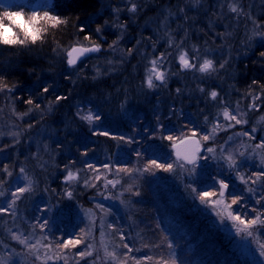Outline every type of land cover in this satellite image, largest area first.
<instances>
[{"label":"rangeland","instance_id":"1","mask_svg":"<svg viewBox=\"0 0 264 264\" xmlns=\"http://www.w3.org/2000/svg\"><path fill=\"white\" fill-rule=\"evenodd\" d=\"M51 1L0 0V5L12 6L24 4L28 5L31 11L37 13L38 11H45L51 5ZM101 1L104 6L101 14H107L108 12L104 9H109L111 18L113 19L114 17L120 23L122 16L128 20L129 14L133 13L129 10L133 3L136 4L144 0ZM163 1L162 4L157 5L151 13L152 15H148L147 21L143 24L146 29L150 27L152 35L149 42L143 41L142 49H140V53L143 51L141 55L145 53V49H149L147 53L148 58H144V63H142L144 66L139 75L140 83L137 84L136 88L130 86L131 90H128V98L117 99L116 95H112L111 92H105L107 91L105 89L96 94L92 90L82 87L80 92H68L67 101L70 102L68 103L70 107L68 109L69 113L65 110L63 112L46 110L47 117L45 118L43 116L45 115V108L42 111L43 115H31L30 112L27 116L17 114L11 107H9L11 110L9 108L6 110L0 109V145H11L14 140L12 135L14 133L18 134V138L21 140V143L14 148L8 147L3 153H0V161L9 164L10 168H12L13 164H16L15 170L17 173L19 166H24L28 170V174L33 177L39 186L35 187L34 191L29 194L30 199H26L22 204L18 202L20 206L17 212V224L20 225V231H25L27 225L23 221L27 220L26 211H35L33 208L38 205L40 208H50L51 211L41 214L47 218H51V221L55 222L57 218L55 213L59 211L58 208L61 209L63 203L72 202L74 215L73 222L70 224L71 226H67L68 231L79 232L80 228L90 223L85 216L86 209H91L94 214L95 219L91 222L95 223L97 227L93 228V231L86 237L87 242L92 243L94 246V256L99 254L103 258L105 256L104 249L107 248V251L112 252L115 250L123 258L122 253L126 251L121 248L122 252H119V248H117L118 244H114L115 241L112 242L110 233L106 230L113 231V229L105 227L103 237H101L99 217L103 215L107 224H112L114 228L123 229L127 236L131 237L127 241L130 246L142 250L144 244L150 241L163 245L165 250L159 248L161 251L155 252L161 254L159 256L161 258L160 264H164L165 261L167 264H173V261H175V264H264V255H261V252L264 251L261 248V245L264 244V236L254 233L253 236L249 237L244 232L237 233L232 226V221L227 219L222 220L217 215V212L223 210V205L213 207L215 201L220 199L218 192L215 196L206 197V201H211L212 203H201L198 196L194 198L193 188H196L198 192L201 190L212 192L218 189L219 185L212 178H221L218 176V172L221 170L216 167L215 162L210 161L208 164H205L203 161H200L195 170H192L190 166L188 170L174 166L172 172L162 171V168H152L154 172L151 173L154 174L146 177V174L143 172V166L133 168L131 167L132 162H128V165L126 164L127 143L125 141L112 139L111 134L108 136L98 135L97 133L100 129H97L96 132L90 130L92 125L99 124L101 129H109V133L117 132L120 135H135L136 143L132 144V146L140 144L148 146L150 141L157 140L159 148L152 154V158L158 161V163H172L175 160L172 158L170 147L179 139H182V136L179 139L176 138L177 140L173 142L166 139L168 135L161 140V137H164L166 133L164 131L168 127L166 130L163 127H157V120L155 119L147 121L145 112L141 110L142 107L148 105V102L156 107L158 103L154 100L155 96H160L164 99L169 95L177 97V99L169 104L176 103V105L170 106V113H166V115L172 114V124L179 117L181 118L182 116L183 118H181L180 124L169 127V131L178 129L179 131L188 132V128H192L197 131V139H199L201 132L211 131V125L216 123L215 118L217 116L220 122L227 123L222 115L223 108L226 105L231 106L230 110L237 109L244 112L247 110V105L253 103L251 95H247L246 92L243 93L242 91L237 92L235 86L238 75H241L242 69L240 66H244L247 58L257 57L261 62L258 64V68L264 69V59L259 55L261 51H264V40L256 37L250 43H245L247 37L252 34L251 23L245 24L243 17L237 22L234 19L237 14L229 11L228 4L224 3V0H199V3H196L195 0H183L180 7H183L184 4H190L193 9L187 12L189 13L187 16L188 20L184 19L183 22L181 20L184 16L183 14H180V18H177L178 9L176 5L178 0H176L177 3L175 5L169 4L171 3L169 0ZM229 3L235 5L238 9L242 7L245 13L251 11L259 19H264V0H229ZM221 4H224L223 8H221ZM213 5L215 12L208 11L207 16L203 15L204 10L209 9ZM195 9H200V12L198 13ZM218 13H222V15H218ZM176 20L182 22V31L190 37L187 44L188 47L183 48V51L189 53L187 58L190 62L193 55H198L200 63H203L204 59H211L214 67L217 69L219 68V63H223L225 60H228L229 63L225 65V69L210 74L182 70L179 60L182 49L176 48V62L173 64L170 61H165L164 66L158 69L159 71H166L168 83L166 88L160 89L157 92L156 89H148L144 82L148 75V69L151 68L150 61L159 57L162 51L165 52L169 49L167 47V45L169 46L168 41L171 40L174 43L175 35L180 33V28L174 24ZM16 22L20 27L25 26V22L21 17H17ZM117 26L121 27L120 24H117ZM122 31H124L123 28ZM148 31L150 32V30ZM2 33L3 35H11L12 31L9 27L5 26L2 28ZM120 34L124 35L121 32ZM182 37H184V34ZM120 38H117L116 41ZM124 39L126 38H122L120 41ZM128 41L129 38H127ZM154 43L156 45L155 53H153V46H151ZM173 43L171 47H175ZM159 47H161V50ZM194 47L199 50L198 53L193 51ZM101 49V52L95 53L78 63L79 70L71 73L67 82L80 79L83 74L86 75V73L91 71L96 76L97 68L100 69L101 75L105 77L111 76L116 71L115 67L121 64V58L124 57L121 43L118 42L114 50L109 48L104 50L102 47ZM69 50L64 52L65 75L71 71L67 64V52ZM128 54L130 53L128 52ZM101 75L98 78H101ZM205 77L208 78L204 79V82L201 83V78ZM226 77L232 84L228 82ZM156 83L159 84V81H156ZM200 87L205 88L207 93L213 90L217 91L219 93V101H212L210 95L205 96L200 93ZM177 88L182 89L183 95L178 96L176 94ZM252 94L261 97L255 103L260 104L261 108L264 109V93L259 91V93L252 92ZM77 105L81 106V111L85 114L89 110H98L102 120H94L91 124L87 121L79 120L78 117L74 120L75 113L78 110ZM160 107L165 108V112H167L168 106L160 104ZM189 109L194 111L193 116L188 114ZM261 114L264 113L260 111L249 113L245 117L250 120L248 125H236L234 129H228L227 132L218 131L216 133L217 143H222L224 139H227L229 134L236 131L242 129L250 131L251 126H256L258 130L264 128V121L257 124V120H259ZM205 116H209L210 123L205 122ZM29 123L33 124L34 127L28 129ZM143 128H147L149 131H143ZM153 128L157 130L150 135L149 132ZM162 132H164V135L160 134ZM259 135L264 136V132H259ZM188 136H191L190 132ZM243 139L246 140L247 138L244 137ZM57 143L61 147H57ZM163 143L168 145V147L163 149ZM84 144L94 146L95 152L98 153L96 157L91 156L90 158H86L83 155L84 163L96 162L97 169L101 175V180L95 181L96 184H99L97 196L89 200L85 198V201L87 200L91 205L89 208L83 206L82 203H76L74 197L69 199L64 194L66 191L64 176L67 175V172L58 163V158L65 154L64 160L70 161L75 156L74 150L76 151V149H74V146ZM239 146L240 140L238 138L234 147ZM130 148L131 146L128 145V157ZM33 153L37 154L36 158H33ZM258 162V160L247 161L242 171L250 173L252 166ZM105 163L111 166V172L102 167ZM120 163L125 165L123 168L132 169V172H121L113 175L116 169L121 168L118 167ZM66 164L70 165L71 170L77 174L78 179L81 176V173L77 171L78 169H83V172L87 176L94 177V173L90 172L84 164L73 165L70 162ZM224 172L226 182L229 179L232 181L230 191L238 192L239 189L244 188V185L236 179L234 173L229 174L227 172L226 166ZM123 176H125L127 184L121 186L120 183L121 190L118 193H115L117 190L111 185H108L107 189L105 188L106 179H119L122 181ZM22 183V181L17 180V184L22 185ZM75 183L74 181L73 184ZM142 184L146 185V195L149 197V204L147 206H150L151 211L145 212L146 208L143 207L144 201H147L146 198H139L132 194V192L135 193V188L142 189ZM213 184L215 187H212ZM172 185H175L177 190H173ZM118 186L115 188H118ZM79 187L83 188L82 179H79ZM129 187L133 189L132 192L127 191ZM52 189H55V192ZM67 190L72 191L73 189L68 188ZM122 193L125 194L122 196ZM60 195L64 199L63 202L57 199V196ZM51 199L55 201L54 204L49 202ZM230 202L231 196H226L225 203ZM97 203L103 204L107 209V213H100L95 208V204ZM250 203H254V200L250 201ZM0 204H3L2 199H0ZM233 208H236V206L233 205ZM197 210L199 211L198 214H196ZM253 215L255 214L253 213ZM11 225L12 220L9 218L8 226ZM240 227L243 228L242 225ZM16 230L13 228V231ZM217 233H221L222 235L228 233L232 243L231 247L234 249L235 254L222 251V256L219 255L214 240V236ZM2 234L1 237H3L5 243H10L7 249L0 245V258H3L6 253L13 249L16 252L22 251L23 246L17 241L12 240L6 230L2 231ZM115 235H118V233ZM1 237L0 239H2ZM169 244L172 246L171 249L168 248ZM146 249L147 251L150 250L149 248ZM148 253L149 255L152 254L151 252ZM131 255L136 257L133 253ZM144 257L149 256L147 254ZM31 259L32 257L17 258V264H32ZM39 262L42 264V261H36L37 264ZM63 263V261L56 262V264ZM48 264H53V262L49 261ZM97 264H100V262H97ZM104 264H115V262L109 258L104 261ZM128 264H135V261L130 259L128 260Z\"/></svg>","mask_w":264,"mask_h":264},{"label":"snow or ice","instance_id":"2","mask_svg":"<svg viewBox=\"0 0 264 264\" xmlns=\"http://www.w3.org/2000/svg\"><path fill=\"white\" fill-rule=\"evenodd\" d=\"M196 3H199V0H195ZM183 3V0H178L176 5L178 9L177 18H180V14L184 15V18L187 20V12L192 11L190 4H184L183 7H180V4ZM224 3L228 4L229 11L231 13H236L237 16L234 19L237 22L240 21L241 17H243V21L245 24L249 22L252 25V34L247 37V41L250 43L253 38H260L264 40V19H259L254 13L251 11L244 12L241 7L238 9L235 5L229 3V0H224ZM224 4H221V8H223ZM131 12L137 11V6L135 3L132 4ZM198 13L200 9H195ZM208 11L215 12V7L210 6L209 9L204 10L203 15L207 16ZM218 15H222V13H218ZM21 16L20 11H4L3 18H0V28L4 27L3 19H7L12 21L15 17ZM52 22V27L63 23V21L57 15H51L50 11H45L43 15H39L38 13L33 12L28 16V22L34 26V32L29 33L25 32L23 34V38H15L10 39L7 36H4L0 39V43L6 45H26L27 42L35 44L37 40L41 39V29L36 28L35 25L38 22ZM46 27V25H45ZM83 31V28L81 29ZM102 28L98 27L96 32L98 34V38H102ZM2 35V33H0ZM122 38V37H121ZM86 40H90L91 37L85 36ZM119 40L113 41L112 45H109V49L114 50L115 46L118 44ZM139 43V42H138ZM169 46L171 47L172 41H168ZM179 48H183V41L178 46ZM100 44H93L92 47H83L77 48L72 47L70 51L67 52V64L69 69L71 70L68 74L65 75V79H69L71 73L78 71L77 66V58L73 57L74 52H79L81 56H84L86 53H99L101 52ZM133 51L132 48L128 49V52L131 53ZM156 49L153 46V53H155ZM194 52L198 53V49H193ZM168 55H171L169 53ZM189 55L188 52L181 50L180 51V66L182 70H191L193 73L200 72L203 74H210L212 72H219V70L225 69V65L229 63L228 60H225L223 63H219V68H215L213 65V61L211 59H204L203 63L199 62L198 55H193L192 61L190 62L187 58ZM260 57L264 59V51L259 53ZM167 60V56L165 53H161L159 57L150 61L151 68L148 69V75L144 83H146L148 89H156L157 92L160 89L166 88L168 83V75L166 71H159L160 67L164 66V62ZM111 63V62H110ZM101 75L100 69L97 68L96 76L93 79H97ZM205 78H201L200 82L203 83ZM159 81V84L156 83ZM252 86H256L261 93H264V84L260 81L253 79L252 84L249 86V92L247 95L252 96L253 103L247 105V110L241 112L237 109H231L230 105H226L223 108L222 115L227 121V123H222L219 121L218 116L215 118L216 123L211 125V131H205L200 133V137L197 140L192 141L195 143V149L191 153V155L181 156L179 152L176 153L177 160L172 163L165 162L164 164H158L156 160H151L150 165L156 168H162L165 172H172L175 167L180 169L188 170L189 166L192 170H195L198 162L203 161L205 164H208L210 161L215 162V165L221 171L218 172V176L221 177L217 179L213 177L215 183L219 185L218 189L215 191L209 192L207 190L197 191L196 188L192 189V192L195 194L194 198L198 196L201 203H212L211 201H206V197L215 196L218 192L220 199L215 201L213 207H219L223 205V210L218 211L217 215L222 218V220L227 219L232 221V226L235 228L237 233L244 232L247 236L251 237L254 233L264 236V136L259 135V132H264V128H258L256 126H251L250 131L248 130H240L236 131L227 136V139H224L222 143H217L216 133L218 131L227 132L228 129H234L236 125H248L250 120L245 118L249 115V113H256L258 111L264 113V109L261 108L260 104L255 103V101L260 100L261 97L259 95L252 94ZM43 92H49L48 87L43 88ZM199 92L204 94L205 96L210 95L212 101H219V93L215 90L210 93L206 92V89L203 87L199 88ZM8 93L12 94L16 100H21L22 98L19 96H15L14 94V86H9L4 82L3 77H0V94ZM176 94L183 95L182 89L177 88ZM67 96H59L55 97V100L59 102L60 100H67ZM23 103L28 105H34L36 109L40 108V104L36 103L31 96L27 100H23ZM77 112L75 113V118H79L81 121H87L90 124L95 121H101L102 117L98 110H89L86 114L81 111V106L77 105ZM239 107V102H238ZM32 108L28 109V112L23 113L22 115L27 116L30 112H32ZM51 107L49 111H51ZM174 110V109H173ZM204 120L206 123H210L209 116H205ZM261 121H264V114H261L259 120H257V124ZM34 125L29 123L28 129L33 128ZM157 127L162 128L163 125L159 123V117H157ZM97 129L98 135L108 136L109 131L107 129H101L99 124H94L91 127V131L96 132ZM143 131H149L147 128H143ZM156 128L151 129L149 134H153L156 132ZM188 132L191 133V137L184 135L183 130H181V143H185L186 141L192 140L193 137L197 136V131L188 128ZM14 137L13 143L11 145H0V153H3L8 147H15L16 145L21 143V140L18 138V134H12ZM246 137L247 139H243ZM162 139L165 137H161ZM240 140V146L234 147L237 139ZM112 139H117L121 141H125L129 146L136 143L135 135H117L113 136ZM167 140L173 141L175 137L173 135H168L166 137ZM57 147H61L59 143H57ZM135 151V149H133ZM139 156V153H136ZM84 156L88 155V151L83 153ZM37 154L33 153V158H36ZM7 159V157H5ZM252 160H258V163H255L252 166V170L250 173L242 171V169L246 166V162ZM229 174L234 173L236 179L240 181L241 184L244 185L243 189H239L238 192L230 191V184L232 181L229 179L226 182L225 177V169ZM16 164H13L12 168L9 167V164L0 161V199L3 200V204H0V231L6 230L10 238L14 241H17L20 245L23 246L21 252H16L15 249L5 254L3 258H0V264H17V258H27V257H35L32 264H36V261H42V264H48L49 261L56 264L58 261H63L64 264H68V257L71 255L73 264H104V261L107 259H111L115 262V264H128V260H134L135 264H142V260L138 259L131 254L135 251H139V249L130 246L127 242L131 239V237L127 236V234L121 228H114L112 224H107L104 216L101 215L99 217V230L101 233V237H103L105 227L111 228L114 231V234L118 233L120 237V244L117 245V248L122 247L124 250L121 255H118L114 250L112 252L107 251V248L104 249L105 256L102 258L99 254L93 255L94 246L92 243H88L86 237L93 231V228L97 227L95 223H92L95 219L94 214L91 209L85 210V216L88 218L90 223L85 224L84 227L80 228L78 233L71 234L68 237L64 236H55L52 234V229L50 226L49 219L42 215L41 213H45L51 211L50 208H40L37 206L35 209V215L30 217L28 220L23 221L24 224L27 225V229L29 231L27 234L20 231V225L17 224V212L20 204H22L26 199H30V193L34 191V188L38 185L32 176L28 174V170L24 166H19L18 173L16 172ZM102 167L107 169L109 172L112 171L111 166L107 163L103 164ZM87 168L90 172L94 173V177L87 176L86 173L83 172V169H78L81 173L79 179L83 180V188L81 191L86 189H98L99 185L95 183V181L101 180V175L99 174V170L94 167L93 164L88 163ZM64 171L67 172V175L64 176V180L66 182L65 195L71 199L75 195V190L79 187V179L77 178V174L71 170L70 165L66 164L64 166ZM130 173L132 169L128 168H118L113 175H117L119 173ZM106 179V177H105ZM17 180L22 181L21 184H17ZM76 182L73 184V182ZM111 185L115 188L117 185H120L119 179H106L105 188ZM212 187H215L213 184ZM68 188H72V191H68ZM47 191V189H46ZM55 192V189H52ZM127 191L132 192V188L129 187ZM247 193V195H245ZM133 195L137 193L132 192ZM231 196V202L225 203V197ZM254 200V203H250V201ZM20 202V204H18ZM233 205L236 208H233ZM95 208L99 210L100 213H107V209L103 204L97 203L95 204ZM226 213V215H225ZM253 213L255 215H253ZM11 218L12 225L8 226V219ZM243 226L241 228L240 226ZM13 228L17 229L13 231ZM0 245L3 248H9V245L5 243L3 239H0ZM82 246V247H79ZM145 248H161L163 245L148 242L144 244ZM171 244L168 245V248L171 249ZM261 248L264 249V244L261 245ZM71 249H77L75 253H71ZM261 255H264V251L261 252ZM144 260L151 261L152 257H144ZM164 264H167L165 261ZM175 264V261H173Z\"/></svg>","mask_w":264,"mask_h":264},{"label":"trees","instance_id":"3","mask_svg":"<svg viewBox=\"0 0 264 264\" xmlns=\"http://www.w3.org/2000/svg\"><path fill=\"white\" fill-rule=\"evenodd\" d=\"M172 5H175L177 2L176 0H169ZM112 3L116 4L115 2L111 1ZM164 2L163 0H144L142 2L136 3L137 11L129 14V19L127 20L122 16V20L120 23L116 21L113 17L111 18V12L109 9H104L108 13L107 14H101L103 9V4L101 0H52L51 5L45 9V11H50L51 15H57L63 23L56 25L55 27H52V22H38L35 27L41 29V39L37 40L35 44L29 42L26 43V45H6L3 43H0V77H3V80L5 83H7L9 86H14V94L15 96H19L22 99L16 100L12 94L8 93H2L0 94V109H7L9 107L13 108L12 110L15 111L17 114H23L28 112L29 108H32V114H42V111L45 108V115H43L45 118L47 117L46 110H49L51 107V111H59L63 112L64 110L69 113L70 107L68 106L67 100H60L57 102L55 100V97L57 95L59 96H67L68 92L70 91H81L82 87L85 89H90L92 92L98 94L99 91H105V92H111L112 95H116L117 99H125L128 98V90H131V87L136 88L137 84H139V75L142 72L144 64V58H148L147 53L149 49H145V53L143 51L140 53V49H142L143 41L146 40L149 42L151 40V29L144 28L143 24L147 21L148 15H152L151 13L155 10L158 4H162ZM20 11L21 17L23 21L25 22V26L20 27L19 24L16 22L15 17L12 21L7 20L6 18L3 19L4 27L7 26L12 31L11 35H3L2 28H0V39H2L4 36H7L10 39L15 38H23V34L25 32L32 33L34 32V26L28 22V16L33 13L31 11L30 7L28 5L24 4H16L12 6H1L0 5V18H3V12L4 11ZM45 11H38L37 13L39 15H43ZM189 13H187L188 16ZM184 16L181 19L182 22L184 20ZM188 20V19H187ZM182 22H178L176 20L175 26L177 25L178 28H180V33L178 35H175L174 43L173 45L175 47H169L165 52L162 51V53H165L167 56L166 61H170L171 63L176 62V51L175 49H181L178 46L183 41V48L188 47V41L190 39L189 35H186L182 31ZM117 24H120L121 27H118ZM46 25V27H45ZM100 27L102 28V38H98V34L96 32V29ZM83 28V31L81 29ZM122 28L124 31H122ZM150 30V32L148 31ZM121 33L124 35L122 36ZM184 34V37L182 35ZM85 36L91 37L90 40H86ZM126 38L123 41L120 39ZM117 38L119 39V42L121 43L124 57L121 58V64H118L111 76L105 77L104 75H101V78L93 79L95 77V74L91 71L81 76L80 79H76L70 82H67V79H65V70H66V64H65V58H64V52L69 50L74 45H91V44H100L101 47L106 50L109 48V45L113 44V41H116ZM127 38H129V41L127 42ZM126 40V41H125ZM123 42V43H122ZM139 42V43H138ZM136 45V46H135ZM151 45V44H150ZM151 46H156L155 43ZM158 47V46H157ZM132 48L133 51L128 54V49ZM161 50V47H159ZM182 48V50H183ZM140 53V54H139ZM171 53V55H168ZM129 55V59H128ZM147 56V57H146ZM250 59V61H249ZM120 61V59H118ZM261 62L257 59V57L247 58L245 61L244 66H240L242 69L241 75H238L235 86L236 91H242L243 93L249 92V86L252 84L253 79L260 81L262 84H264V69L258 68V64ZM240 69V70H241ZM104 74V73H102ZM221 77V76H220ZM227 78V77H226ZM224 78V79H226ZM223 79V80H224ZM228 79V78H227ZM232 84L231 81H229ZM216 85H218L216 83ZM131 86V87H130ZM48 87L49 92L44 93L43 88ZM252 92L253 93H259V89L256 86H252ZM36 102L40 104V108L36 109L34 105H28L26 103H23V100H27L29 97ZM232 98V97H231ZM177 99V97H174L173 95H169L164 99L160 96H155L154 100L158 103V105L155 107L152 103L148 102V105L146 107H142L141 110L145 112L146 119L149 121L150 119L157 120V117H159V123L163 125V128L166 130L164 132L160 133L161 135H164L166 137L167 135H173L175 137L174 140H177L176 138H180L181 131L178 129H173L172 131H169L170 128L176 124H180L182 121L179 117L177 121H175L172 124V114L166 115V113H170L169 107L175 106L176 103L169 105L173 102V100ZM154 102V101H153ZM175 102V101H174ZM160 104H165L168 106L167 112H165V108H161ZM3 107V108H2ZM9 108V110H11ZM162 109V110H161ZM157 110V111H156ZM155 111V112H154ZM189 115L191 114L193 116L194 111L189 109ZM109 130V129H108ZM173 132V133H172ZM177 132V133H175ZM184 135H189V132L183 131ZM109 133L111 134V137L120 135V133ZM163 140V139H161ZM166 140V139H165ZM173 140V141H174ZM180 140V139H179ZM171 141V142H173ZM163 149L165 147H168V145L163 143ZM161 146V147H162ZM94 146L91 145H78L74 146V154L70 161V163H73V165H79L84 164L87 168V162L84 163L83 153L85 151H88V155L86 158H90L91 156L96 157L98 153L95 152ZM159 148L157 140L156 141H150L148 146L144 144L132 146L129 149V157H128V144L126 149V164L128 165V162L131 163V167H137L143 166L144 167V173L146 174V177H148L151 174V172H154L152 168H156L150 165V161L153 160L152 154L155 153V151ZM135 149V151H133ZM152 151V152H151ZM171 151V147H170ZM165 152V151H163ZM136 153H139L140 155L137 156ZM172 154V151H171ZM66 154L62 157L58 158V163L61 168L64 167L66 163H68L66 160H64ZM75 158V160H74ZM173 158V157H172ZM174 159V158H173ZM64 160V161H63ZM155 160V159H154ZM158 163V161H156ZM91 164L94 165L95 168L97 167L96 162H92ZM158 164H164V163H158ZM118 167H125L122 163L118 164ZM164 171L163 169H161ZM151 177V176H150ZM164 178V177H163ZM125 176H123L122 181H120L121 186H125L127 182H125ZM124 181V183H123ZM83 183V180H82ZM96 183V182H95ZM58 185V184H57ZM99 185V184H98ZM142 189L135 188L136 196L139 198H146L147 201H144L143 207L146 208V211H151L150 206H147L149 204L147 195H146V185L142 184ZM39 187V186H37ZM36 187V188H37ZM80 187H77L75 190L74 199L76 203H82L83 206L89 208L91 205L89 202L85 201V198L94 199L97 196V193L99 192L98 189H86L84 192L80 190ZM117 191L115 193H118L119 190H121L120 185L118 188H114ZM144 189V190H143ZM173 190H177L175 185H172ZM80 190V191H79ZM133 190V189H132ZM113 193V192H112ZM113 193V195H115ZM128 193V192H126ZM60 194V193H59ZM125 193H122V196ZM121 196V197H122ZM125 198V197H124ZM57 199L61 202L64 201V199L60 196H57ZM73 199V200H74ZM37 200V199H36ZM72 200V201H73ZM128 200V198H127ZM51 204H54V200L49 201ZM66 202V201H65ZM35 203V202H34ZM128 203V202H127ZM38 205V203H36ZM43 205V204H42ZM39 206V205H38ZM37 207L33 208L34 210ZM73 208L72 202L63 203L62 208H58L59 211H56L55 216L56 221L52 222L51 218L48 217L50 221V226L52 231V234L55 236H64L68 237L71 234L78 233L77 231H68V225L73 222ZM33 212V214H32ZM60 212V214H59ZM198 210L196 214H198ZM35 215V211L31 210V212L26 211L27 220L32 216ZM152 217V215H150ZM79 229V228H78ZM77 229V230H78ZM28 229H26L24 232L27 234ZM112 242L114 244H120V237L119 234L115 235L114 231H108ZM125 232V231H124ZM117 234V233H116ZM2 231H0V237L2 236ZM3 239V237H1ZM215 244L217 247V252L220 256L221 252H231L234 253V249L231 247V239L228 236V233H224L223 235L221 233H217L214 236ZM8 242L7 244H9ZM82 247V246H79ZM122 247H120L118 250L119 252H122ZM150 250L147 251L145 247L142 248V250L135 251L133 254L141 258L142 264H160L159 261L161 258L159 256L160 253H155L156 251H161L159 248H149ZM162 250H165L163 247H161ZM77 249H71V253H75ZM148 252H151L152 254L149 255ZM143 253V254H142ZM146 253V254H145ZM149 257H152V262H149L147 260H144V256L147 255ZM159 254V255H157ZM35 257H32L31 261ZM37 264V263H36ZM38 264H41L39 262ZM64 264V263H63ZM68 264H73L72 257L69 255L68 257ZM83 264V262H81Z\"/></svg>","mask_w":264,"mask_h":264},{"label":"water","instance_id":"4","mask_svg":"<svg viewBox=\"0 0 264 264\" xmlns=\"http://www.w3.org/2000/svg\"><path fill=\"white\" fill-rule=\"evenodd\" d=\"M73 47L83 48V47H92V45L91 46L76 45ZM93 54H95V53H86L84 56H81L79 52H74L73 57L77 58V64H78L81 61L85 60L87 57L92 56ZM189 137H191V136H189ZM194 140H197V137H193L192 140L186 141L183 144L180 142L181 139L178 140L177 142H175L174 144H172L171 151H172L173 158L175 160H177V155H176L177 152H179L181 154V156L191 155V153L195 149V143L192 142Z\"/></svg>","mask_w":264,"mask_h":264}]
</instances>
